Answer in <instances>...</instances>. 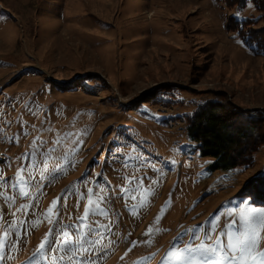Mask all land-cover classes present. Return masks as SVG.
<instances>
[{"label":"rangeland","instance_id":"obj_1","mask_svg":"<svg viewBox=\"0 0 264 264\" xmlns=\"http://www.w3.org/2000/svg\"><path fill=\"white\" fill-rule=\"evenodd\" d=\"M226 3L0 0V264H178L259 217L264 147L223 171L186 133L206 101L264 110V57L228 30L260 12Z\"/></svg>","mask_w":264,"mask_h":264},{"label":"trees","instance_id":"obj_2","mask_svg":"<svg viewBox=\"0 0 264 264\" xmlns=\"http://www.w3.org/2000/svg\"><path fill=\"white\" fill-rule=\"evenodd\" d=\"M250 2L260 12V17L244 21L231 18L228 30L251 47L254 55L264 57V27H259L264 20V0H227L239 11ZM163 93L164 96L174 94ZM184 120L188 138L203 157L214 159L215 169L230 171L249 166L254 155L264 147V110L240 111L213 100L197 105ZM251 184L239 196L249 199L256 208H264V192L257 189L260 184L264 186V172Z\"/></svg>","mask_w":264,"mask_h":264},{"label":"snow or ice","instance_id":"obj_3","mask_svg":"<svg viewBox=\"0 0 264 264\" xmlns=\"http://www.w3.org/2000/svg\"><path fill=\"white\" fill-rule=\"evenodd\" d=\"M51 211L49 209V212ZM87 214L86 211L85 215L87 216ZM232 227H238L240 231L235 234L229 231L226 243L223 240H217L213 247L205 248L201 245L194 249L185 248L184 255L180 257L178 264H190V261L196 257L205 259L213 256L218 257L217 264H264V251L257 250L258 231L264 229V210H261L257 218L254 210L249 212L246 209H241L238 222L230 226V228ZM92 230L98 231L95 228ZM65 235L67 234L65 233ZM205 264H207V260H205Z\"/></svg>","mask_w":264,"mask_h":264}]
</instances>
